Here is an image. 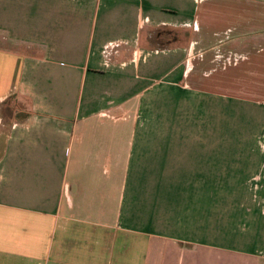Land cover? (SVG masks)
Returning a JSON list of instances; mask_svg holds the SVG:
<instances>
[{
	"label": "crops",
	"instance_id": "obj_1",
	"mask_svg": "<svg viewBox=\"0 0 264 264\" xmlns=\"http://www.w3.org/2000/svg\"><path fill=\"white\" fill-rule=\"evenodd\" d=\"M220 7L0 0V264H264L263 144L235 142L229 162L230 175L247 178L256 165L260 172L261 204L244 235L189 244L174 207L183 187L175 199L173 183L186 184L187 195L203 180L205 150L181 140L180 128L151 126L157 105L173 103L171 89L187 90L190 73L189 46H159L163 31L190 33L197 43ZM243 104L251 127L264 113V101L233 96L235 135H251L239 132ZM174 161L187 172L174 175Z\"/></svg>",
	"mask_w": 264,
	"mask_h": 264
},
{
	"label": "rangeland",
	"instance_id": "obj_2",
	"mask_svg": "<svg viewBox=\"0 0 264 264\" xmlns=\"http://www.w3.org/2000/svg\"><path fill=\"white\" fill-rule=\"evenodd\" d=\"M220 2L221 7L214 9V26L209 29L206 26L204 29V25L201 27L204 40L196 43L189 38L190 33L164 30L162 35L168 37L158 44L162 46L168 39H172L173 46L185 42L189 46L187 67L190 73L187 75V90L178 94L176 86L173 87L170 92L173 103L157 105L159 116L155 121L151 120V126L182 129L187 137L181 136V140L185 138L190 145L204 148L200 154L209 164L198 169L203 180L195 183L187 195L184 193L186 184L173 183L175 199L183 187V194L175 201L174 207L180 208L183 221H186L180 225L188 228L186 239L189 244L218 239L228 242V239H234L232 231L236 230L237 236L244 235L242 229L249 222L247 216L261 204L260 183L256 182L260 177L257 165L247 169L249 177L246 178L243 175L239 177L238 171L230 175L229 162L234 160L235 142L238 148L247 140L251 147L263 144L264 149V137L259 136L264 126V113L257 114L251 127L252 118L246 115V105L243 104L241 109L238 107L239 132L249 130L253 135H235L233 124L230 126L229 105L233 96L264 101V0ZM251 22L253 29L250 32ZM234 25L237 29L230 31L228 27ZM0 44H5L2 35ZM166 90L158 88L161 93L158 96ZM141 124L147 126L148 122L141 121ZM261 159V156L255 157L253 164H259ZM180 165L174 161V175L187 172L185 168L179 170ZM181 233L186 234L184 231Z\"/></svg>",
	"mask_w": 264,
	"mask_h": 264
}]
</instances>
